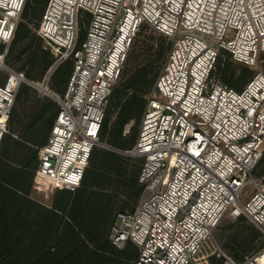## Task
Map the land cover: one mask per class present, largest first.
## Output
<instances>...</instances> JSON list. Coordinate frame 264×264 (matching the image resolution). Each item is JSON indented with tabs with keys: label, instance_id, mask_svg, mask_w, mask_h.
I'll use <instances>...</instances> for the list:
<instances>
[{
	"label": "built area",
	"instance_id": "1",
	"mask_svg": "<svg viewBox=\"0 0 264 264\" xmlns=\"http://www.w3.org/2000/svg\"><path fill=\"white\" fill-rule=\"evenodd\" d=\"M27 0H0V145L23 71L7 63ZM87 22L80 41L81 23ZM171 47L146 96L136 143L126 153L142 159V195L134 210L119 211L110 239L138 247L135 264H189L218 255L227 264H264V183L248 196L264 154V72L242 89L216 74L223 49L257 63L264 53V0H48L35 28L54 54L48 87L60 63L73 71L48 140L39 147L40 183L76 190L93 148L105 144L101 125L130 46L143 25ZM35 83V82H34ZM245 218L263 232L261 247L234 260L206 245L221 220Z\"/></svg>",
	"mask_w": 264,
	"mask_h": 264
},
{
	"label": "trees",
	"instance_id": "2",
	"mask_svg": "<svg viewBox=\"0 0 264 264\" xmlns=\"http://www.w3.org/2000/svg\"><path fill=\"white\" fill-rule=\"evenodd\" d=\"M32 2L27 0L25 4L23 20L18 25L7 60L24 58L20 69L26 77L41 80L55 57L34 30L48 0H43L42 7L38 5L37 9L30 6ZM83 23L80 41L86 36ZM160 38L158 66L152 62L143 63L124 84L113 87L100 131L101 140L112 147L125 151L136 143L147 100L145 94L153 88L171 47V41L165 35ZM134 45L129 58L135 50ZM225 53L230 56H223ZM231 63V53L223 49L215 72L225 84L242 89L250 79L232 68ZM242 70L251 74L244 65ZM72 71L71 58L60 63L51 76L52 88L64 91ZM241 78L243 83L238 86L237 80ZM35 93L30 84L21 83L10 115L9 130L0 145V264H135L138 247L128 242L124 248H119L110 239V229L116 214L125 211L128 200L136 201L131 207L134 210L137 199L142 195L143 185L139 182L141 163L128 166L120 153L95 146L81 186L76 190L47 181L40 183L35 172L39 162L38 151L50 135L59 105L53 98ZM30 99L33 101L32 117L25 128L18 129L21 104ZM112 104L118 106L114 119L109 108ZM132 120L135 123L130 126V134L127 135L125 128ZM124 174L128 179L124 178ZM117 177H123L118 181L127 182L130 189L120 203L117 195L109 192L112 182H118ZM53 187L56 189L51 192V201L47 205L33 197V192L52 190ZM116 207L120 210L117 211ZM245 230L247 233L238 243L239 249L234 251L239 260L261 236L260 228L255 225ZM207 264L227 263L223 256L214 254Z\"/></svg>",
	"mask_w": 264,
	"mask_h": 264
},
{
	"label": "rangeland",
	"instance_id": "3",
	"mask_svg": "<svg viewBox=\"0 0 264 264\" xmlns=\"http://www.w3.org/2000/svg\"><path fill=\"white\" fill-rule=\"evenodd\" d=\"M42 3L43 0H33L32 4L30 6L33 5V9L35 7V9H37L36 7L39 8L42 7ZM83 25L85 30L87 29V22L86 20L83 21ZM81 28H82V23H81ZM35 30V29H34ZM81 32V30H80ZM161 33L155 31L153 28H151L150 26H145V28L142 29L141 33H139L133 40L131 46H130V50L129 53L127 55L126 61L124 63V66L122 68V72L120 75V78L118 79L116 86L117 85H122L125 83L126 79H129V77H132L134 75V73L137 71V69L146 62H152L154 66H158V60H157V55H158V47L161 45ZM42 42L44 43V46L47 47V43L45 42V40L42 38ZM136 43V44H135ZM135 44V45H134ZM133 45L135 46V50L132 53V56H130L129 58V54L131 52V49L133 48ZM223 51V50H222ZM221 51V52H222ZM223 56L227 57L230 56L227 53H225ZM24 59V58H23ZM23 59L20 60H7V63L13 67L15 70L18 71H22L20 69V66L23 62ZM231 59H232V63L231 66L234 69H237L238 72H242L243 77H247L248 79H251L258 71H263L264 72V53L260 54L257 63L254 65H250L244 62H240L237 61L233 58V56L231 55ZM246 66L251 74H249L247 71L244 72L242 70V66ZM7 77V74L4 71H0V82L4 81ZM26 77V75H25ZM27 78V77H26ZM29 79V78H27ZM44 77L41 80H33V79H29V81H25L26 83L31 85V82H35L34 84H36V86L31 85L34 89V91L36 92L35 94L41 97H50L53 98V96L49 93H45L44 91H42L37 85L41 84L40 82H43ZM243 83V78L237 80V85L240 86ZM49 89H53L51 86V79L49 81L48 84ZM67 87V86H66ZM66 90V89H65ZM53 91L55 92H59L56 89H53ZM61 95H63L64 91H60ZM148 93L145 94V96ZM34 95V94H33ZM35 96V95H34ZM54 99V98H53ZM32 100H28L26 104H21V113L19 114L20 116V122L18 121V129H23L25 128V126L30 122V119L32 117L31 112L33 109L32 106ZM110 108V115L111 118L114 119L116 116V113L118 111V106L116 104H112ZM135 121L132 120L129 123H127L126 125V130L128 132V130H130V126L132 124H134ZM139 127V124H138ZM17 133H19L17 131ZM130 132L127 133V135H129ZM98 147H102L108 150H113L115 152L120 153L124 160L128 162V166L131 165V167H133L134 164L138 165L141 163L142 159L138 158V157H133L128 155V153H126V150H120L117 149L115 147H112L110 144L105 143V144H99L97 145ZM105 157L109 158L106 154H104ZM130 168V167H129ZM253 178H256V181H253L249 186H247L246 188V192L249 195H251L256 189L257 187L261 184L264 183V155L262 156L261 160L259 161V163L257 164L256 168L253 171ZM123 177H117V181L118 179H122ZM124 178H127L124 174ZM112 188H109V192H114L113 194H116L118 199H119V203L122 202L125 199V196L127 197V193L129 194V187H127V182L124 183L122 181H118V182H112ZM132 185V184H131ZM48 190V189H47ZM45 190H38L33 192V197L43 203V204H48L50 203V197H51V189H49L47 191ZM131 201L128 200V203H130ZM117 211L120 210L118 207H116ZM129 209V208H127ZM99 215V214H98ZM103 219V218H102ZM115 220V218H114ZM254 224L245 219H233L229 216L224 217L221 222L219 223V225L214 229L212 236L210 237L207 245H206V251L207 253L209 252V254L214 251L215 249H219L221 248V250L223 252H225V254L231 258H233L234 260H239L235 257V249H239L238 247V243H240L242 241V238L244 237V235L247 233V230H245L246 228L248 229L249 226H253ZM256 226V225H255ZM257 227V226H256ZM258 228V227H257ZM261 231V229H260ZM263 232L261 231V236L259 238H257L252 244H251V249L249 250L248 253H246V255L244 256L243 259H245L246 257H248L249 255L253 254L254 252H256L258 250V247H260L263 243ZM218 256V255H217ZM211 256H201L200 258H198L197 260H193L190 262V264H207L210 259ZM242 259V260H243Z\"/></svg>",
	"mask_w": 264,
	"mask_h": 264
},
{
	"label": "crops",
	"instance_id": "4",
	"mask_svg": "<svg viewBox=\"0 0 264 264\" xmlns=\"http://www.w3.org/2000/svg\"><path fill=\"white\" fill-rule=\"evenodd\" d=\"M6 81V79L4 80V81H2V82H0V83H4ZM65 91V90H64ZM60 93V92H59ZM48 140V139H47ZM46 187H48V185H46ZM57 187V186H56ZM56 188L55 187H53V189L51 190V192L53 191V190H55ZM47 190V189H46ZM49 190V189H48ZM47 190V191H48ZM139 199H140V197L137 199V202L139 201ZM131 202L130 203H128V205L124 208L125 210H131V207L136 203V201H134V200H130ZM127 208H129V209H127ZM116 217V216H115Z\"/></svg>",
	"mask_w": 264,
	"mask_h": 264
},
{
	"label": "bare ground",
	"instance_id": "5",
	"mask_svg": "<svg viewBox=\"0 0 264 264\" xmlns=\"http://www.w3.org/2000/svg\"><path fill=\"white\" fill-rule=\"evenodd\" d=\"M39 88H41L42 89V91H44V92H49V89H48V87H46L45 85H43L42 83L41 84H39V85H37Z\"/></svg>",
	"mask_w": 264,
	"mask_h": 264
},
{
	"label": "water",
	"instance_id": "6",
	"mask_svg": "<svg viewBox=\"0 0 264 264\" xmlns=\"http://www.w3.org/2000/svg\"><path fill=\"white\" fill-rule=\"evenodd\" d=\"M26 81H29V79L26 78ZM31 85L36 86V84H34V82H31ZM40 89H41V88H40ZM41 90H42V89H41ZM45 93H49V94H51V90H49V92H45Z\"/></svg>",
	"mask_w": 264,
	"mask_h": 264
}]
</instances>
